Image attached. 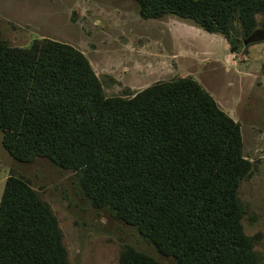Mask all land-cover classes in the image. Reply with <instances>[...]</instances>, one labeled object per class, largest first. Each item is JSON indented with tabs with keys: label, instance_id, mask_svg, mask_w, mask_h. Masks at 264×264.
<instances>
[{
	"label": "trees",
	"instance_id": "1",
	"mask_svg": "<svg viewBox=\"0 0 264 264\" xmlns=\"http://www.w3.org/2000/svg\"><path fill=\"white\" fill-rule=\"evenodd\" d=\"M140 14H174L229 43L264 0H136ZM247 37V38H248ZM0 131L15 158L77 171L96 206L136 225L179 264H259L242 227L249 174L238 124L195 80L106 97L76 47L49 39L11 49L0 39ZM0 264H67L48 205L19 176L0 197ZM119 264H158L132 248Z\"/></svg>",
	"mask_w": 264,
	"mask_h": 264
},
{
	"label": "rangeland",
	"instance_id": "2",
	"mask_svg": "<svg viewBox=\"0 0 264 264\" xmlns=\"http://www.w3.org/2000/svg\"><path fill=\"white\" fill-rule=\"evenodd\" d=\"M198 27V28H197ZM236 22L232 45L174 14L144 17L136 0H0V39L22 49L49 39L82 52L104 96L128 99L160 82L189 77L238 124L249 174L240 182L243 231L264 264V7L250 36ZM0 197L6 179L21 177L52 211L67 264H119L128 248L158 264H179L158 252L136 225L109 205L96 206L79 172L44 157L15 159L2 144Z\"/></svg>",
	"mask_w": 264,
	"mask_h": 264
},
{
	"label": "water",
	"instance_id": "3",
	"mask_svg": "<svg viewBox=\"0 0 264 264\" xmlns=\"http://www.w3.org/2000/svg\"><path fill=\"white\" fill-rule=\"evenodd\" d=\"M252 39H253V35H251L248 38L244 39L243 42L247 43L248 41H251Z\"/></svg>",
	"mask_w": 264,
	"mask_h": 264
},
{
	"label": "crops",
	"instance_id": "4",
	"mask_svg": "<svg viewBox=\"0 0 264 264\" xmlns=\"http://www.w3.org/2000/svg\"><path fill=\"white\" fill-rule=\"evenodd\" d=\"M198 28V27H197ZM199 29H200V27H199ZM201 30H203L202 28H201Z\"/></svg>",
	"mask_w": 264,
	"mask_h": 264
}]
</instances>
